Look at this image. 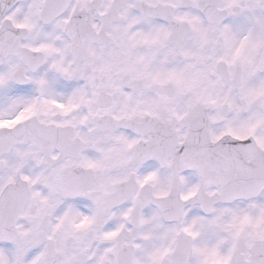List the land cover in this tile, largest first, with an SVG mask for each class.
Wrapping results in <instances>:
<instances>
[{
	"label": "snow or ice",
	"instance_id": "snow-or-ice-1",
	"mask_svg": "<svg viewBox=\"0 0 264 264\" xmlns=\"http://www.w3.org/2000/svg\"><path fill=\"white\" fill-rule=\"evenodd\" d=\"M0 264H264V0H0Z\"/></svg>",
	"mask_w": 264,
	"mask_h": 264
}]
</instances>
